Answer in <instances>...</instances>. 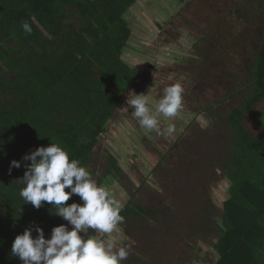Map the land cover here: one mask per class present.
Here are the masks:
<instances>
[{"label":"trees","instance_id":"16d2710c","mask_svg":"<svg viewBox=\"0 0 264 264\" xmlns=\"http://www.w3.org/2000/svg\"><path fill=\"white\" fill-rule=\"evenodd\" d=\"M136 1L0 0V264H21L11 254V244L25 228L31 227L35 237L34 226L39 225L49 238L54 226H68L50 213L55 209L47 202L36 209L19 196L18 179L30 163L22 157L36 147L56 143L70 160H79L99 185L112 177L134 194V183L102 136L120 114L122 95L142 76L123 59L132 34L126 15ZM259 4L249 2L247 14L240 10L239 16L244 25L257 27L254 43L239 39L242 48L227 49L240 57L226 77L236 84L229 97L240 98L229 112L222 102L215 104L210 115L228 130L216 160L229 182L227 197L221 206L211 195L202 198L197 216L187 225L215 239L213 264H263L264 260V114L259 122L262 133L257 136L244 122L250 108L264 100V0ZM71 14L76 22L68 21ZM24 22L30 33L21 27ZM212 40L214 47L209 50L197 41V59L219 62L226 54L224 44ZM206 135L212 139L215 134ZM173 149L181 151L178 143ZM153 152L160 159L153 172L161 177L165 165L174 166L157 148ZM12 160L21 161V167L9 172ZM143 197L129 200L120 213L125 220L119 227L127 237L134 236L144 222L164 225L172 218L171 206L144 204ZM73 202L82 203L75 194L66 201ZM122 264H140V258L131 249Z\"/></svg>","mask_w":264,"mask_h":264},{"label":"rangeland","instance_id":"374dc122","mask_svg":"<svg viewBox=\"0 0 264 264\" xmlns=\"http://www.w3.org/2000/svg\"><path fill=\"white\" fill-rule=\"evenodd\" d=\"M260 1L137 0L126 15L132 34L123 59L142 76L129 92L122 95L120 114L108 123L102 139L104 137L107 147L119 157L126 175L135 185L143 180L148 183L143 203L168 204L172 209V218L167 221L169 228L167 223L147 221L140 225L134 236L125 235L131 249L139 256L140 264H213L217 259L212 245L215 239L211 235L204 237L187 225L192 224L197 216L202 198L211 195L212 201L221 206L227 197L229 182L216 160L221 155V144L226 140L228 130L226 126L218 125L210 115L215 104L219 106L222 102L221 107L229 112L240 98L229 97L236 84L232 79H226L232 73V65L239 64L240 57H235L227 49H234L235 45L242 48L237 44L239 39L244 41L243 44L254 43L257 27L244 25L239 16L240 10L247 14L249 2L260 5ZM74 15L71 14L68 21L76 22ZM182 32L184 37L180 36ZM213 38L224 44L223 49L229 57L224 54L217 62L216 58L195 60L188 56L181 65L173 63L168 66L165 63L164 57L172 53L176 56L177 50H190L197 54L198 40L207 44L205 50L212 49ZM182 43L183 48H180ZM182 76L185 78L181 79ZM175 83H180L184 89L183 109L171 120L159 118L161 130L169 123L175 124L177 131L174 137L141 128L129 104L133 93L146 94L151 106L153 98H158V92ZM256 111H259L257 115ZM263 114L264 100L250 108L245 116L244 122L254 136L262 133L259 122ZM261 121L264 122V115ZM201 131L215 135L210 139ZM144 138L174 166L165 165L161 177L153 173L154 158L157 157L153 158L148 148L143 146ZM176 143L181 147L180 152L173 149ZM138 146L146 152H139ZM106 180L103 186L125 202L127 193L118 180L112 177ZM68 227L71 228L70 225ZM89 234H95V231L89 229ZM95 236L102 240L108 238L103 233Z\"/></svg>","mask_w":264,"mask_h":264},{"label":"clouds","instance_id":"9594fccd","mask_svg":"<svg viewBox=\"0 0 264 264\" xmlns=\"http://www.w3.org/2000/svg\"><path fill=\"white\" fill-rule=\"evenodd\" d=\"M21 27L31 32L27 22ZM185 77H181L184 79ZM184 89L180 83L171 84L156 94L150 106L146 94H134L129 102L132 115L141 128L160 135L174 137L177 129L169 123L160 129V117L175 118L183 109ZM28 161L19 183V196L24 203L39 209L45 202L54 213L68 222L51 229L45 238L43 229L35 225L17 234L11 244V254L21 264H122L131 251V244L119 227L125 218L120 213L125 207L114 192L93 180L90 171L77 159L69 158L68 152L56 143L38 146L22 157ZM20 168L21 161L12 160L11 168ZM69 191H65V189ZM78 195L82 203L66 201ZM89 229L105 234L107 241L89 234Z\"/></svg>","mask_w":264,"mask_h":264},{"label":"flooded vegetation","instance_id":"af4514ba","mask_svg":"<svg viewBox=\"0 0 264 264\" xmlns=\"http://www.w3.org/2000/svg\"><path fill=\"white\" fill-rule=\"evenodd\" d=\"M133 7V6H132ZM132 7L129 9V12L132 10ZM181 35L180 36H183L184 37V32H182V33H180ZM178 37V36H177ZM182 37V38H183ZM191 45L192 44H190V47H191ZM179 47L180 48H183V43L182 44H179ZM175 52V51H174ZM173 54L174 53H172L171 54V56L169 55V56H167V57H164V60L166 61L165 63L168 65V66H171L173 63H175L176 65H181L182 64V62H183V60L186 58V57H188V56H193L194 58H195V60H198L197 59V55H196V53L195 52H191L190 50L189 51H187V52H184V51H181V50H177V54H176V56H177V58L178 59H171L172 57H176V56H173ZM165 64V65H166ZM194 69H196L197 70V67H195ZM145 139V138H144ZM145 140H147V139H145ZM149 141V140H148ZM143 146L144 147H146V148H148V153H150V155L154 158L155 156L157 157V154L156 153H154L153 152V149L154 148H156L155 146H151V143L149 142V143H147V144H145V143H143ZM138 149H139V152H142L143 154H144V152H146V151H144L143 149H141L140 148V146H138ZM144 151V152H143ZM154 153V154H153ZM159 154V153H158ZM143 156H145V155H143ZM154 160H155V162H154V165H153V168H155V165H156V163H157V161H159L160 159H158V157H157V159L156 158H154ZM153 168H152V170H153ZM144 169V171H145V168H142V170ZM146 172V171H145ZM140 173V172H139ZM154 173V172H153ZM140 175V177H141V179L143 180V175L140 173L139 174ZM131 179V178H130ZM148 181V180H147ZM133 182V181H132ZM149 182V181H148ZM147 182H146V180H143V182L142 183H140L139 182V184H137V185H135L134 184V187H133V192H134V194H129V193H127V199H126V201L124 202V204L126 205V203L129 201V200H134V197H138V198H141V196H142V194H144V190L146 189V187H147ZM145 187V188H144ZM123 188V187H122ZM124 189V188H123ZM125 190V189H124ZM134 196V197H133ZM108 239V238H107ZM107 239L106 240H104V241H107ZM102 240V239H101Z\"/></svg>","mask_w":264,"mask_h":264},{"label":"crops","instance_id":"0c3cea01","mask_svg":"<svg viewBox=\"0 0 264 264\" xmlns=\"http://www.w3.org/2000/svg\"><path fill=\"white\" fill-rule=\"evenodd\" d=\"M263 264H264V260H263V262H262Z\"/></svg>","mask_w":264,"mask_h":264}]
</instances>
